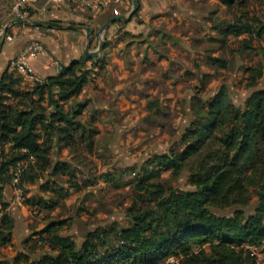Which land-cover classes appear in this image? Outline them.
Here are the masks:
<instances>
[{
  "label": "trees",
  "instance_id": "obj_1",
  "mask_svg": "<svg viewBox=\"0 0 264 264\" xmlns=\"http://www.w3.org/2000/svg\"><path fill=\"white\" fill-rule=\"evenodd\" d=\"M217 1L233 11L221 42L227 36L264 35V23L252 17L250 8L260 0ZM137 12L122 22H130ZM210 60L226 66L219 57ZM100 62V57L82 56L62 65L57 75L31 85L24 84V76L12 65L1 75L0 246L15 239V220L4 191L19 161H29L20 184H38L43 194L26 202L40 212L63 206L72 190L95 183L87 178L79 182L78 167L54 160V154L75 136L88 153L95 148L100 130L82 119L89 101L77 97L95 68H101ZM248 71L255 86L262 71L252 67ZM196 97L191 99L188 145L153 154L136 169L103 173L104 181L114 185L122 175H133L127 182L134 192L127 225L115 221L98 225L79 246L73 237L60 233L58 221H50L24 239L26 249L45 250L36 258L23 250L10 264H156L172 256L178 259L174 264H257L249 246L264 240V88L255 89L243 108L234 106L226 84L208 105ZM164 171L173 176L187 172L192 188L163 184L159 178Z\"/></svg>",
  "mask_w": 264,
  "mask_h": 264
},
{
  "label": "rangeland",
  "instance_id": "obj_2",
  "mask_svg": "<svg viewBox=\"0 0 264 264\" xmlns=\"http://www.w3.org/2000/svg\"><path fill=\"white\" fill-rule=\"evenodd\" d=\"M46 1L37 0L36 3L40 5ZM193 1L173 6L169 4L171 9L164 8L163 12H168L166 20L159 25L152 21L153 0H139V11L133 17L138 24L139 34L133 35L121 26L116 33L117 41L113 33L108 40L106 30L98 34L107 18H96V32L90 51H96L100 42L104 41L103 49L97 56L101 54L102 66L97 68V72H92L96 75L94 82L98 78L100 82L95 83L94 90L86 93L90 98L80 99L90 102L89 110L82 119L97 127L100 134L95 138V148L91 153L86 151L82 140L75 136L72 143L54 154V160H67L72 166L78 167L79 182L83 183L87 178L93 179L95 183L84 186L80 191L72 190L63 206L42 212L26 203L28 198L43 195L38 184L25 182L15 186L11 181L6 185L4 200L9 204L8 209L15 220L16 241L0 246V264H10L12 258L23 250L32 258L38 257L45 249H26L24 239L50 221H58L61 224L60 233L73 237L79 246L86 233L98 225L114 221L127 225L130 217L128 212L134 200V192L127 182L133 175H122L123 179L114 185L104 181L103 173L116 174L129 168L136 169L153 154L168 152L171 148L182 149L188 145L193 117L191 99L195 95L196 101L201 99V103L208 105L219 87L226 84L234 106L243 108L255 89L264 88V35L261 38L254 35L227 36V41L221 42L224 36L221 31L231 23L233 11L229 12L215 0ZM132 8L133 2L131 9L124 11L125 14L130 13ZM250 8L252 17L258 16L264 23V0L254 1ZM187 9L194 10L196 17L189 13L180 21L177 16H173L174 11L187 13ZM146 15L150 17L147 23L144 21ZM155 29H161L168 35L165 36V44L151 38L156 34ZM169 34L174 37L170 38ZM31 37L27 35L26 38ZM105 40L109 41L108 44H105ZM2 42L1 38L0 46ZM119 42L121 45H118ZM155 50L158 51L157 56ZM160 55L166 58L163 61L154 60ZM211 57L225 60L226 66L214 64ZM117 58L124 60L123 69L117 68ZM250 67L262 71L255 86L249 82ZM24 84L29 85L26 81ZM152 102L158 104L151 107ZM71 106L72 101L67 108ZM71 155L75 157L71 159ZM18 166L23 173L29 168V161H19L12 173ZM159 179L167 186L192 188L188 183L187 172L173 176L164 171ZM18 187L21 188L19 198L16 194ZM256 253L257 264H264V247L258 248Z\"/></svg>",
  "mask_w": 264,
  "mask_h": 264
},
{
  "label": "crops",
  "instance_id": "obj_3",
  "mask_svg": "<svg viewBox=\"0 0 264 264\" xmlns=\"http://www.w3.org/2000/svg\"><path fill=\"white\" fill-rule=\"evenodd\" d=\"M189 1H193V0H153L155 4L153 7L154 13L152 15L153 24H159V25L163 24L162 23L163 20H166L165 19L166 15H168V12L167 14L163 13L165 12L164 8H166V10H170L171 6H169V4L173 6L177 3L181 4V3H186ZM199 1L201 0H194L192 3L199 2ZM215 1L218 3L217 0ZM189 13L194 18L196 17V13L192 9L191 10L187 9V13L185 11L184 13L174 11L173 16H177V18L180 21H182V18H184ZM98 16H103V17L105 16L107 18L108 14L107 15L106 14H93L92 15L90 11L88 12V10L80 7L79 5L75 3H67L61 6L51 5L47 13L44 16H42L43 20H53L63 25L62 28L54 27L55 30H52L51 28H48L49 26H46V25H41V26L24 25V24L12 22L13 19L15 18L12 12V0L1 1L0 2V39L2 38L3 42L0 46V77L3 74V72L8 67H10V65H12L11 66L12 68L14 67L13 60L17 57L18 54H20L25 49L27 44L32 39L40 40L45 46V51L38 57L31 60V65L34 71L36 72V74L43 80L47 79V77L49 76L57 75L60 72L62 65H68L72 60L79 59L82 56H84V51L88 44L86 27H91L92 41H93V38L96 32V28L94 27V24ZM145 17L146 18H144V21L146 23L149 22L150 17H147V15ZM135 22L136 20L133 18L130 22H126V23H123L122 21L112 23L105 31L107 39L109 40L111 37V34L113 33L115 34V37H116L115 40L117 41L116 33L122 27H125V30L127 32H131L133 33V35H138L139 34V31L137 30L138 24ZM70 25H74V27H69ZM23 27H26V28H23ZM7 30L9 31L8 33H6ZM20 30H22V32ZM1 31L2 32L4 31V34ZM10 31L12 33H10ZM155 33L156 34L152 35L151 38L152 39L155 38L159 40L158 42L165 44L166 37L168 35L166 36V34L163 33L161 29H155ZM178 34L180 35V33ZM8 35L12 36V39H8L7 38ZM27 35H30L32 37L30 39H27L26 38ZM169 37L173 38L174 35L169 34ZM176 39L179 40L178 38ZM174 42H175V39H174ZM118 45H121V42H119ZM113 49L116 50V48H113ZM114 50L113 52H115ZM104 53H106L105 50H104ZM157 55H158V51L155 50V56ZM164 58L166 57H164L163 55H160L159 58L154 59V60L157 61L158 59H160L161 61H163ZM117 60H118L117 68L123 69L124 60L122 58H117ZM88 64L89 65L91 64V66H88L89 68L92 67L91 61L88 62ZM95 69L97 70V68ZM24 78H25L26 83L30 85L34 83L33 79L29 77H24ZM98 79L96 82H94L96 80V75H93L90 80L91 82L89 81L90 84L87 83V85L84 87L82 93L77 97V99L84 100L80 98H83V97L90 98L89 94H86V93L90 92V90H94V87L97 85V84L95 85V83L100 82ZM89 106H90V102H89ZM87 110H89V107H87V109L83 112L82 117L85 113H87ZM5 195L7 194L4 191V196ZM14 236H16V234H14ZM15 241H16V238L14 239L13 242ZM2 259L4 260L5 258L3 257ZM13 259L14 258H12V260Z\"/></svg>",
  "mask_w": 264,
  "mask_h": 264
},
{
  "label": "built area",
  "instance_id": "obj_4",
  "mask_svg": "<svg viewBox=\"0 0 264 264\" xmlns=\"http://www.w3.org/2000/svg\"><path fill=\"white\" fill-rule=\"evenodd\" d=\"M37 0H12V12L15 17L34 20H43L44 16L49 7L61 6L67 3H75L80 7L90 11L92 14H108V16H119L125 14L124 11H129L132 6L133 0H47L44 4H37ZM55 30L54 27L51 28ZM8 39H12V36L8 35ZM45 51L44 44L38 39H32L27 44L25 49L17 55L13 60V66L20 72L24 77H29L34 82H42L36 72L34 71L31 60L38 57ZM22 169L20 166L13 172L12 183L15 186L20 185ZM16 194L18 198L21 195V188H16ZM260 247H264V240L253 246H249L252 255L257 256L256 250ZM178 259L175 257H169L162 263L156 264H174L177 263Z\"/></svg>",
  "mask_w": 264,
  "mask_h": 264
},
{
  "label": "water",
  "instance_id": "obj_5",
  "mask_svg": "<svg viewBox=\"0 0 264 264\" xmlns=\"http://www.w3.org/2000/svg\"><path fill=\"white\" fill-rule=\"evenodd\" d=\"M140 4L138 0H133V8L128 14H122L119 16H113L110 17L101 27L99 30L98 34L100 35L103 31H105L112 23L118 22V21H128L132 18V16L139 10ZM12 22L24 24V25H36V26H41V25H46L49 27H59L62 28L63 25L53 21V20H29V19H24V18H19L15 17ZM69 27H74V25H70ZM87 31V38H88V44L86 46V49L84 51V56L85 58L89 59L92 57H97L101 50L103 49L104 46V41L100 42V45L96 51H90V44L92 42V29L91 27H86Z\"/></svg>",
  "mask_w": 264,
  "mask_h": 264
}]
</instances>
